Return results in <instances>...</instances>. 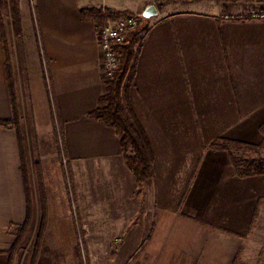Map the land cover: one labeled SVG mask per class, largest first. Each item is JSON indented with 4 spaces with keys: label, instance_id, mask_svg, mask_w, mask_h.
Returning a JSON list of instances; mask_svg holds the SVG:
<instances>
[{
    "label": "crops",
    "instance_id": "obj_1",
    "mask_svg": "<svg viewBox=\"0 0 264 264\" xmlns=\"http://www.w3.org/2000/svg\"><path fill=\"white\" fill-rule=\"evenodd\" d=\"M124 1L20 0L14 56L0 11V122L13 118V84L21 127L0 123V256L31 212L25 241L45 220L37 264H264V174L237 177L213 147L262 141L264 20L246 18L249 1L216 0L141 17L126 91L154 156L140 185L116 131L90 116L107 85L99 27L80 14L151 5ZM57 125L56 151L45 142Z\"/></svg>",
    "mask_w": 264,
    "mask_h": 264
},
{
    "label": "trees",
    "instance_id": "obj_2",
    "mask_svg": "<svg viewBox=\"0 0 264 264\" xmlns=\"http://www.w3.org/2000/svg\"><path fill=\"white\" fill-rule=\"evenodd\" d=\"M10 8L14 16L15 26L19 29L22 27L21 6L20 0H0V11ZM81 17L86 21L95 22L98 27L104 26L108 20H116L120 17L131 14L129 11H119L111 8L88 7L80 10ZM3 35L5 36V28L2 24ZM141 39L138 32L129 36V40L123 49V58L119 69L115 72L112 78L103 79L107 85V91L100 96V105L90 113L99 122L111 127L120 138V144L123 152L126 154L128 167L133 171L137 182L141 185L154 172V156L150 148L148 139L143 129L137 123L135 116L131 110L129 101L126 98V91L129 87L134 74V65L139 55ZM12 100H13V118L9 121H1L2 125H12L17 132L21 134L20 116L17 104V96L14 85L12 84ZM59 126H56V135ZM259 131L262 135V141L259 144H250L238 140H217L213 143V147L227 151L234 174L237 177H247L257 174H264V158L263 157H241L237 155V150L251 149L257 147L264 148V122L260 125ZM36 173L41 179V165L36 163ZM22 171L26 184L27 174L25 164L22 166ZM26 185V189L28 190ZM28 192V191H27ZM32 222L31 212L26 220L19 225L11 248L6 251L8 257L7 264H13L14 255L20 242L26 236L28 228ZM45 220H41V228L37 238L33 244L32 262L36 264L43 239V227Z\"/></svg>",
    "mask_w": 264,
    "mask_h": 264
},
{
    "label": "rangeland",
    "instance_id": "obj_3",
    "mask_svg": "<svg viewBox=\"0 0 264 264\" xmlns=\"http://www.w3.org/2000/svg\"><path fill=\"white\" fill-rule=\"evenodd\" d=\"M191 1H195V2L198 3L199 1H211V0H149L148 4L149 5L150 4L151 5H156L160 9H162L165 4H170L172 6V8L176 9L178 7H181L182 5L189 4V2H191ZM216 1H231V2H238V1L245 2V1H249L248 4H249L250 7L253 6V5L261 6L262 3L264 4V0H216ZM129 3H130L129 0H125L124 1V4H129ZM20 12H21V19H22V27H21V29H19V28H17L15 26L14 16H13L12 10L10 8L4 9L2 11V15L4 17V21H5V24H6V34H5L6 39L9 41L10 44L14 45V48H13L14 54H13V56L16 54V52L19 53V55H20L21 52L25 51L24 45H22L23 42H24L23 41V39H24V37H23V31H24V28H23V26H24L23 25V14H22L21 10H20ZM143 13H144V11L143 12H139L138 16L143 17ZM131 14H133V13H131ZM45 143H46L45 147L52 146V148L54 150H56L60 146L59 138H58L57 135H56V142H55L56 144L55 143L54 144H49L48 142H45ZM255 146H257V145H255ZM236 153H237L238 156H241V157L254 155L253 157H263L264 158V148L260 149V147H257L254 150H251V149H240V150H237ZM53 161L54 160L52 158H50V156L48 158H46V162L49 163V164H52ZM32 223H33V220L31 222V224ZM19 225L20 224L17 223V222H14L13 225H12L13 229H14V238H15L17 232L19 231ZM14 238H13V241H14ZM24 238L20 242V245H19V247L17 248V250L15 252L13 264H31V262H32V258H33L32 257V255H33L32 254L33 244H34V241L37 238V234L34 235V239H33L34 241H32V242L25 241ZM13 241H12V243H13ZM79 253H80V255L82 254L83 259L85 260V252L82 251V252H79ZM39 255H40V252H39ZM39 255H38V259H39ZM8 257L9 256L7 254L5 255V257L4 256L3 257L0 256V260H1L0 264H4L3 263L4 259L6 260V264H7ZM38 259L36 260V264L38 263Z\"/></svg>",
    "mask_w": 264,
    "mask_h": 264
},
{
    "label": "built area",
    "instance_id": "obj_4",
    "mask_svg": "<svg viewBox=\"0 0 264 264\" xmlns=\"http://www.w3.org/2000/svg\"><path fill=\"white\" fill-rule=\"evenodd\" d=\"M224 18L235 20L238 16L227 13ZM246 18L264 20V7L251 6L246 11ZM141 24L142 18L140 16L128 14L116 20H108L104 26L99 27V46L103 55V79L112 78L117 69H119L124 55V46L127 44L129 36L137 32Z\"/></svg>",
    "mask_w": 264,
    "mask_h": 264
},
{
    "label": "water",
    "instance_id": "obj_5",
    "mask_svg": "<svg viewBox=\"0 0 264 264\" xmlns=\"http://www.w3.org/2000/svg\"><path fill=\"white\" fill-rule=\"evenodd\" d=\"M157 14H158V10H157L156 6L150 5L145 9V11L143 13V18L150 19L151 17H153Z\"/></svg>",
    "mask_w": 264,
    "mask_h": 264
}]
</instances>
